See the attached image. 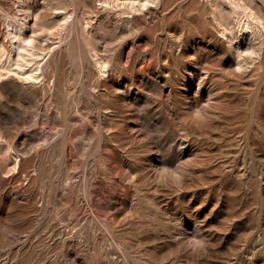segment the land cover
I'll list each match as a JSON object with an SVG mask.
<instances>
[{
    "label": "rangeland",
    "instance_id": "374dc122",
    "mask_svg": "<svg viewBox=\"0 0 264 264\" xmlns=\"http://www.w3.org/2000/svg\"><path fill=\"white\" fill-rule=\"evenodd\" d=\"M0 264H264V0H0Z\"/></svg>",
    "mask_w": 264,
    "mask_h": 264
},
{
    "label": "bare ground",
    "instance_id": "6f19581e",
    "mask_svg": "<svg viewBox=\"0 0 264 264\" xmlns=\"http://www.w3.org/2000/svg\"><path fill=\"white\" fill-rule=\"evenodd\" d=\"M22 8H23V7H22ZM18 12H19V11H18ZM24 16H25V15H24ZM27 17H28V16H27ZM16 19H17V18H16ZM20 19H21V18H20ZM14 20H15V19H14ZM33 20H34V19H33ZM17 21H19V20H17ZM20 21H21V20H20ZM19 27H20V26H19ZM22 30H23V29H22ZM11 31H12V30H11ZM15 32H16V31H15ZM15 32H14V33H15ZM11 33H12V32H11ZM14 33H13V34H14ZM16 33H17V32H16ZM25 34H26V33H25ZM19 35H20V34H19ZM26 35H27V34H26ZM26 35H25V36H26ZM23 37H24V36H23ZM27 37H28V35H27ZM27 37H26V38H27ZM14 45H15V44H14ZM20 45H21V44H20ZM16 47H17V46H16ZM18 53H19V52H18ZM16 56H17V55H16ZM22 57H23V55H22ZM12 60H13V59H12ZM12 60H11V61H12ZM6 65H7V64H6ZM6 65H5V66H6ZM10 66H11V65H10ZM3 67H4V66H3ZM8 67H9V66H8ZM15 71H16V70H15ZM34 72H35V71H34ZM19 73H21V72H19ZM24 77H25V76H24ZM27 80H28V79H27ZM200 81H201V80H200ZM203 83H204V82H203ZM199 84H200V83H199ZM204 105H205V104H204ZM206 105H208V104H206ZM195 106H196V105H195ZM198 106H200V105H198ZM198 106H197V107H198ZM202 107H203V106H202ZM196 110H197V109H196ZM204 110H205V109H204ZM199 111H200V109H199ZM175 120H176V119H175ZM195 133H196V132H195ZM181 144H182V143H181ZM185 146H186V145H185ZM179 154H180V153H179ZM65 157H66V156H65ZM156 161H157V160H156ZM147 162H148V161H147ZM102 165L104 166V164H102ZM114 165H115V164H114ZM149 165H150V163H149ZM153 167H154V166H153ZM110 168H111V167H110ZM105 169H106V168H105ZM120 175H121V174H120ZM109 182H110V181H109ZM126 190H127V189H126ZM124 191H125V190H124ZM125 193H126V192H125ZM86 194H87V193H86ZM88 198H89V197H88ZM113 198H114V197H113ZM121 198H122V197H121ZM102 199H103V198H102ZM110 199H111V198H110ZM87 201H88V200H87ZM112 201H113V199H112ZM94 202H95V201H94ZM97 202H98V201H97ZM115 202H116V201H115ZM107 203H108V202H107ZM118 203H119V202H118ZM125 203H126V202H125ZM88 204H89V203H88ZM90 205H91V204H90ZM90 205H89V206H90ZM120 205H121V204H120ZM111 206H112V205H111ZM114 206H115V205H114ZM133 206H134V205H133ZM94 207H95V206H94ZM91 208H93V207L91 206ZM96 208H97V207H96ZM105 208H106V207H105ZM127 209H128V208H127ZM112 211H113V210H112ZM97 213H98V212H97ZM122 214H123V213H122ZM119 218H120V217H119ZM95 219H97V218H95ZM105 219H106V218H105ZM110 219H111V218H110ZM121 219H122V218H121ZM99 224H101V223H99ZM144 227H145V226H144ZM105 231H106V230H105ZM112 232H113V231H112Z\"/></svg>",
    "mask_w": 264,
    "mask_h": 264
}]
</instances>
